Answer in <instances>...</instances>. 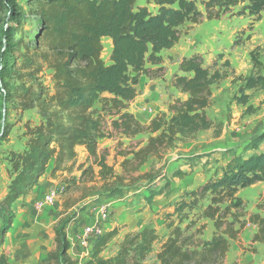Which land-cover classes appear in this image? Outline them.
<instances>
[{"label": "trees", "instance_id": "1", "mask_svg": "<svg viewBox=\"0 0 264 264\" xmlns=\"http://www.w3.org/2000/svg\"><path fill=\"white\" fill-rule=\"evenodd\" d=\"M32 2L39 18L34 46L17 38L25 12L16 0H0V12L5 16V23L0 26L2 96L10 97L8 80L14 78L18 83L15 86L17 107L37 108L42 118L37 125L25 124L24 148L8 154L10 181L0 199V264H14L1 250L17 214L14 204L31 193L45 173L55 178L58 173L69 172L76 163L78 147H84L89 160L88 164L77 165L80 174L72 179L73 184L86 189L81 198L98 189L101 195H111L140 180L153 179L150 172L139 173L149 157L162 159L164 151L174 148L176 143L211 128L219 134L224 126L222 122L214 123L207 108L211 104L212 86L225 74L211 71L199 53L183 57L173 76L172 84L184 98L173 99L165 111L157 113L146 124L128 110L137 95L139 76H161V52L179 41L181 26L201 22L202 13L193 0H146L156 7L154 12L147 5L138 6L137 0ZM243 2L204 0L206 18L219 19ZM246 2L243 11L248 16L257 21L264 18V0ZM103 38L111 41L108 64L101 58ZM250 57L256 70L236 77L241 84L234 96L235 103L246 106V111L252 110L247 91L264 89L261 64L254 51ZM40 63L52 70V91H46L38 81ZM224 63L228 65V61ZM8 133L5 126L0 140H6ZM113 133L129 139L147 134L145 142L118 153L122 156L120 173L107 163V151L98 149V141L112 137ZM263 138V134L254 138L253 146ZM173 175L182 178L185 173L175 171ZM258 182H264V151L246 158L233 157L221 169L220 177L190 192V201L182 198L173 212L165 214L168 232L163 239L152 227L127 231L116 253L103 257L102 251L118 235V227H113L101 235L83 264H144L157 242H160L155 253L157 264H224L230 241H237L247 224L256 226L252 242L264 243V189L253 213L244 211L237 197L239 189ZM206 195L209 202L199 216L212 221L214 232L208 240L195 241L191 230L200 217L190 218L184 210L192 209ZM69 222L63 218L57 221L52 228L53 248L35 264L78 263L69 254L70 241L66 234ZM202 229L203 224L195 232Z\"/></svg>", "mask_w": 264, "mask_h": 264}, {"label": "rangeland", "instance_id": "2", "mask_svg": "<svg viewBox=\"0 0 264 264\" xmlns=\"http://www.w3.org/2000/svg\"><path fill=\"white\" fill-rule=\"evenodd\" d=\"M202 13L199 24L185 23L180 27V39L170 49L161 52L163 71L156 78L140 75L136 85L137 95L130 102L128 110L134 116L146 124L157 113L165 111L167 104L175 98H184L172 84V79L178 71V64L183 57H189L194 53L201 54L204 65L211 71L218 70L225 77L212 86L211 104L207 108L208 116L214 123L222 122L223 128L216 134L214 128L202 131L193 138L176 143L174 148L164 151L162 159L151 156L141 166L139 173L150 172L154 175L151 180H140L130 187H123L111 195H101L98 189L86 198H81L86 191L84 186L73 184V178H78L80 172L77 165L89 163L87 153L77 148L76 163L71 170L58 173V186H62L54 204L36 208L35 198L29 204L19 198L14 204L16 216L10 231L2 245L1 250L9 261L14 264H35L44 258L53 247L49 238L51 226L47 225V209L51 212L55 221L60 218L69 219L66 225L67 238L70 241V256L78 261L76 253L78 248H84L90 253L101 235L118 227V235L114 237L101 255L113 256L123 235L127 231H137L143 227H152L158 236L163 239L167 234L164 222L166 213H171L184 198L190 201L189 193L196 191L206 182L221 176V169L233 157L246 158L252 154L264 151V138L254 147L252 141L257 136L264 135V89H251L248 104L252 110L246 111V106L238 105L234 96L241 82L237 76H246L255 72L251 62L250 52L254 51L261 67L260 74L264 76V18L255 20L243 10V3L232 7L219 19L207 20L204 9V0H193ZM26 17L23 20L17 38L23 43L34 46L36 32L39 28V18L36 16L35 4L32 0H16ZM137 5H147L154 12L156 7L146 0H137ZM5 19L4 12H0V26ZM103 50L101 58L109 63L110 45L109 38L102 39ZM222 55V56H218ZM228 61V65L224 63ZM41 71L38 74L39 82L47 91H52V70L45 63H40ZM147 67L154 66L147 64ZM7 81V78H6ZM10 84V97L4 99L0 90V135L4 127H8L9 133L6 140H0V199L6 192L10 181L8 154L10 151H21L24 148L26 136L25 124L37 125L41 120L37 108L26 110L19 109L15 98L16 80H8ZM109 128V126H108ZM146 133L134 138H125L113 133L112 137H104L98 141L100 152L107 151V163L114 166L120 173L122 156L118 153L129 147H136L145 142ZM118 142V144H117ZM78 159L83 162H77ZM52 162L49 164V168ZM175 171L185 173L180 178L174 176ZM67 185V186H66ZM66 187V189L64 188ZM65 189V190H64ZM264 182H258L246 188L238 190L243 209L247 213L256 212V202L262 190ZM209 202V196L198 200L192 209L185 208L190 218L200 217L202 210ZM48 207V208H47ZM106 208V217L101 218L99 210ZM204 229L195 232L200 225ZM93 225L101 229V235L91 236L85 245H80V234L83 227ZM51 228V229H50ZM195 241L208 240L214 232L213 223L206 218H199L192 228ZM256 226L247 224L241 231L237 241H230L229 249L223 260L224 264H264V243L252 242ZM52 243V246H51ZM194 242L193 245H196ZM160 242L153 246V251L144 264H157L155 253ZM78 264V263H77Z\"/></svg>", "mask_w": 264, "mask_h": 264}, {"label": "crops", "instance_id": "3", "mask_svg": "<svg viewBox=\"0 0 264 264\" xmlns=\"http://www.w3.org/2000/svg\"><path fill=\"white\" fill-rule=\"evenodd\" d=\"M110 49H111V45H110ZM78 148L85 151L84 147H78ZM77 162L80 163V162H83V160L78 159ZM63 174H65V173L63 172ZM57 186H58V179L57 178H49L48 172H47L43 176L40 177L38 184L34 187V189L31 191V193L24 196L22 198V200H24V203L29 204L30 201L32 202L35 198L37 199V198L45 195L50 190L59 189V187H57ZM57 197H56V199H57ZM56 199L54 200L53 204L55 203ZM51 210H53V209H51V208L47 209V225L53 227V224L55 221L53 216H56V215H54L51 212ZM49 238L53 242L52 230H51V232H49ZM51 246H52V243H51ZM88 255H89V253H87V251L84 248H82V247H81V249L78 248V251L76 253V256L78 258V264H83L88 259Z\"/></svg>", "mask_w": 264, "mask_h": 264}, {"label": "built area", "instance_id": "4", "mask_svg": "<svg viewBox=\"0 0 264 264\" xmlns=\"http://www.w3.org/2000/svg\"><path fill=\"white\" fill-rule=\"evenodd\" d=\"M61 189H63L62 186H60L59 189H52L48 193L43 195L41 199H38L35 202L36 208H42L43 206L45 207L46 205L53 204L54 200L59 195ZM99 213L102 215L101 218H105L106 217V208L101 207L99 210ZM101 234H102L101 229L96 227V226L95 227L93 225L84 226L83 231L80 234V239H79L80 245H82V246L85 245L87 239H89L91 236H99Z\"/></svg>", "mask_w": 264, "mask_h": 264}]
</instances>
